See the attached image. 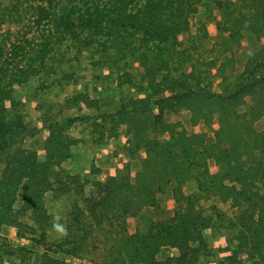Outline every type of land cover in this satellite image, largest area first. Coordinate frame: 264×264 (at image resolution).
<instances>
[{"label":"trees","instance_id":"trees-1","mask_svg":"<svg viewBox=\"0 0 264 264\" xmlns=\"http://www.w3.org/2000/svg\"><path fill=\"white\" fill-rule=\"evenodd\" d=\"M56 1H41L38 27L55 17ZM202 1L111 0L103 8L105 23L100 27L111 36L140 38L143 46L151 42L181 46V36L190 30ZM247 1L250 13L236 19L234 28L225 29L230 39L238 41L246 29L258 39L264 37V0ZM200 32L203 38L210 35L207 28ZM26 49V45L14 44L12 54L25 59ZM5 56L0 45V230L9 225L15 236L31 234L45 248L40 264H66L59 255L89 254L100 256L104 264H204L210 255L205 232L215 215L222 218L220 203L235 210L228 228L235 232L237 249L228 264H264V131L255 126L264 117V46L249 58L225 92L214 91L210 83L203 85L193 71L171 76L147 67L142 97L134 111L118 117L132 136L129 158L144 150L141 170L131 173L128 161L125 174L95 180L88 193L80 177L64 169L78 142L69 133L74 117L43 122L45 157L22 147L20 140L27 127L20 114L9 118L10 109H17L18 103L2 83L8 73L1 63L11 61ZM16 73L23 83L36 68L16 67ZM65 102L77 107L72 97ZM181 111L191 113L197 128L194 133L164 117L165 112ZM169 188L175 215L153 221L146 233L130 234V219L145 206L159 207ZM187 189H191L189 194ZM73 190L79 198L74 221L61 239L51 240L54 217L47 207V195ZM207 207L212 213H207ZM25 217L32 225L24 223ZM101 238L109 242L107 247L90 249ZM165 249L174 254L161 261L158 256ZM4 252L0 264H7L4 257L12 255Z\"/></svg>","mask_w":264,"mask_h":264},{"label":"rangeland","instance_id":"rangeland-1","mask_svg":"<svg viewBox=\"0 0 264 264\" xmlns=\"http://www.w3.org/2000/svg\"><path fill=\"white\" fill-rule=\"evenodd\" d=\"M41 1L0 0V45L6 51L5 57L11 59L1 63L8 73L2 83L18 103L17 109H10L9 118L22 116L27 127L20 140L22 147L45 157L47 132L42 130L43 122L74 117L69 133L78 142L64 169L80 177L87 193L95 180L125 174L128 161L131 173L141 170L144 150L129 158L132 136L118 117L134 111L135 103L142 97L147 67H156L171 76L193 71L203 85L210 83L214 91L225 92L244 71L249 58L264 46V37L258 39L251 30H242L238 41L230 39L225 31L234 28L235 20L242 14L250 13L247 0H203L190 30L181 36V46L152 42L143 46L140 38L104 32L100 27L105 23L102 11L111 0H57L56 18L38 27ZM205 28L210 29L207 38L200 32ZM14 44L26 45L25 59L12 54ZM30 66L36 68V73L28 81L18 82L21 79L16 67ZM68 97L74 98L77 107H69L65 102ZM164 117L169 123H181L190 133L197 129L189 111L165 112ZM255 126L264 131V117ZM213 141L210 137L209 142ZM210 166L216 168L214 160H210ZM132 181L135 182L134 177ZM74 192L47 195V207L54 217L51 240L61 239L74 221L73 211L79 202ZM190 192L191 189L186 190L187 194ZM218 206L223 216L215 215L212 227L205 232L210 255L204 264H228L237 249L235 232L228 228L235 210L229 204ZM175 212L169 188L159 207L145 206L136 218L130 219L128 231L146 233L153 221L169 219ZM207 213H212L208 207ZM24 223L32 225L29 217L24 218ZM107 243L101 238L90 249H103ZM3 250L12 253L4 257L7 264H40L45 248L31 234L15 236L14 228L4 225L0 230L1 256ZM173 254V250L165 249L158 259L163 261ZM59 257L66 264H104L100 256L92 254Z\"/></svg>","mask_w":264,"mask_h":264},{"label":"clouds","instance_id":"clouds-1","mask_svg":"<svg viewBox=\"0 0 264 264\" xmlns=\"http://www.w3.org/2000/svg\"><path fill=\"white\" fill-rule=\"evenodd\" d=\"M60 230H61V231H63V229H62V228H61Z\"/></svg>","mask_w":264,"mask_h":264}]
</instances>
